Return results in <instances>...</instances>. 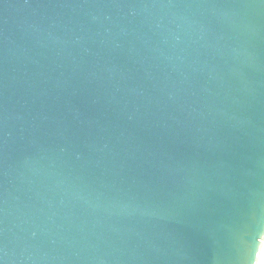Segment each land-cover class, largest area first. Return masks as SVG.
Returning a JSON list of instances; mask_svg holds the SVG:
<instances>
[{"label":"water","instance_id":"95a60500","mask_svg":"<svg viewBox=\"0 0 264 264\" xmlns=\"http://www.w3.org/2000/svg\"><path fill=\"white\" fill-rule=\"evenodd\" d=\"M264 0H0V264H255Z\"/></svg>","mask_w":264,"mask_h":264},{"label":"bare ground","instance_id":"6f19581e","mask_svg":"<svg viewBox=\"0 0 264 264\" xmlns=\"http://www.w3.org/2000/svg\"><path fill=\"white\" fill-rule=\"evenodd\" d=\"M255 264H264V239L262 241V246Z\"/></svg>","mask_w":264,"mask_h":264}]
</instances>
